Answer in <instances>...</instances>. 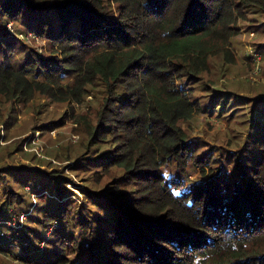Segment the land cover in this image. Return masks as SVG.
<instances>
[{"label":"trees","instance_id":"obj_1","mask_svg":"<svg viewBox=\"0 0 264 264\" xmlns=\"http://www.w3.org/2000/svg\"><path fill=\"white\" fill-rule=\"evenodd\" d=\"M263 3L0 0V24L24 17L23 25L46 39L50 53H30L19 66L0 59V88L21 96L38 92L71 110L88 95L97 97L93 115L70 111L74 131L87 143L73 164L95 184L109 177L104 190L87 188L89 202L81 206L62 199L67 193L59 173L18 175L14 168L15 187L41 184L34 190L39 208L28 215L37 228L4 230L0 255H11L9 246L23 236L43 239L49 231L48 254L22 252L19 264H264V110L249 138L251 165L239 154L230 158L234 177L215 155H199L188 133L204 107L195 87L217 84L214 73L233 59L239 20ZM5 32L0 58L14 55ZM229 103L214 94L209 112L225 113ZM66 115L40 130L64 125ZM4 169L0 203L7 207L0 215L7 220L19 194L3 181L10 174ZM70 255L79 258L69 261Z\"/></svg>","mask_w":264,"mask_h":264},{"label":"rangeland","instance_id":"obj_2","mask_svg":"<svg viewBox=\"0 0 264 264\" xmlns=\"http://www.w3.org/2000/svg\"><path fill=\"white\" fill-rule=\"evenodd\" d=\"M24 20L28 21L22 17L18 22L9 20L0 24V30H6V43L13 44L14 55L8 57L4 54L0 58L4 63L19 66L25 61L26 56L34 52L45 57L50 55L46 39L30 31L25 26ZM238 27V34L233 37L231 44L232 61L220 72L214 73L217 84L211 88L199 87L198 84L195 87V99L204 107L195 116L188 131L192 148L196 149L199 155L202 153L215 155L217 164H224V170L230 177L236 175V168L233 167L231 157L239 154L241 163L251 165L253 154L249 138L254 133L253 130L258 128L255 127V123L259 111L264 110L263 104L261 105L262 98H264V3L260 9H247L244 17L239 20ZM2 48L4 51L5 46L2 45ZM252 52L259 54L258 62ZM68 77L69 74L66 73L65 78L68 79ZM27 93L21 96L17 92L0 88V173L4 174V168L7 167L10 173L4 175L3 181L8 184L11 180H15L14 168L20 169L18 175H21L22 170H28L31 175L40 172L46 178L47 173L54 175L59 173L63 177L60 186L67 193L62 199L73 200L75 205L86 206L89 202L84 196L87 188L96 187V190H104L108 186L109 177L101 178L95 184L91 181L95 177L90 178L88 174L81 171L76 172L74 159L83 151L85 152L87 143L81 134L74 131L77 127L73 120L75 114L72 115L70 111L93 115L98 102L97 97H92L93 95L90 94L81 104H72L74 109L71 110L64 103L50 102L47 97L38 92L30 93L29 91ZM214 94L217 98L225 95L227 101H231L226 106L225 113L209 112ZM233 100L235 101L232 103ZM218 103L222 104V101L218 99ZM63 112H67L66 117H68L64 125L40 130V124L59 119ZM192 176L193 173L190 172L189 178ZM30 184L29 182L28 185H20V188L15 187L17 184H9L18 190L19 195L15 209L8 208L9 213L7 214L10 218L4 220L6 219L4 215H0L3 234L4 230L10 227L17 231L25 230V226L37 228L28 215L31 212L35 215L34 211L39 208L37 194L34 190L38 189L41 184L37 181L34 188ZM0 186L1 194L3 185L0 184ZM43 193L48 195L46 191ZM49 195L52 199L59 200L55 195ZM0 205V211H4L7 207V204L2 206V202ZM19 206L22 208L20 209ZM96 210L98 214L103 213L102 210ZM55 227L61 228L57 223H54L53 229ZM44 234L43 239L23 236L17 242H13L16 246L11 243L9 246L11 255L1 254L0 264H19L16 255L22 252L40 250L43 255L48 254L49 251L45 249V244L51 235L49 231ZM30 235L33 234L30 233ZM72 236L74 237L75 234ZM31 245L39 248L34 249L30 247ZM12 254L16 257L14 258ZM53 258L54 253L49 256L50 260ZM78 258V255H70L67 260L74 261Z\"/></svg>","mask_w":264,"mask_h":264},{"label":"built area","instance_id":"obj_3","mask_svg":"<svg viewBox=\"0 0 264 264\" xmlns=\"http://www.w3.org/2000/svg\"><path fill=\"white\" fill-rule=\"evenodd\" d=\"M252 55H253V57H255V59H256V61L258 62L259 61V54L258 53H256V52H252ZM2 235H4L3 233H2V231L0 230V236H2Z\"/></svg>","mask_w":264,"mask_h":264}]
</instances>
